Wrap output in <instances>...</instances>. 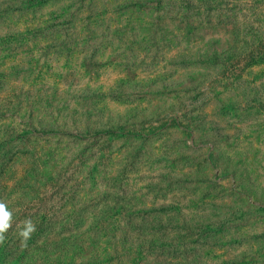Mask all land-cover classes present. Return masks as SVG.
Wrapping results in <instances>:
<instances>
[{
	"label": "rangeland",
	"instance_id": "374dc122",
	"mask_svg": "<svg viewBox=\"0 0 264 264\" xmlns=\"http://www.w3.org/2000/svg\"><path fill=\"white\" fill-rule=\"evenodd\" d=\"M0 13L12 264H264V0ZM253 50L263 59L237 64ZM28 218L53 222L25 247Z\"/></svg>",
	"mask_w": 264,
	"mask_h": 264
},
{
	"label": "trees",
	"instance_id": "16d2710c",
	"mask_svg": "<svg viewBox=\"0 0 264 264\" xmlns=\"http://www.w3.org/2000/svg\"><path fill=\"white\" fill-rule=\"evenodd\" d=\"M0 17H2L1 13H0ZM254 52H256V50H253L247 54H245L244 56H241L240 58H237V64L238 65H241L242 64V61H246L248 62V64L252 63L254 61V58H255V55H254ZM260 58H255L256 60H262L263 59V56H260V54H258ZM121 130V133L123 135H127L128 133L125 132L123 130V128H117V129H111L109 132L110 133H117V132H120ZM61 184V178L56 180L54 183L48 185L50 186L51 190H57L58 186H60ZM59 189L55 192H58ZM47 195H48V192L47 194H44V197L43 199H38L37 202H32V204L29 206V208H34V207H39L41 205L42 207V202H44L45 200H47ZM64 196L62 197L61 200H63ZM60 200V201H61ZM47 216V214H46ZM42 219V222H35L36 226H37V230L34 232V234H42L44 231H45V227L48 226V225H51L52 224V219H48L49 221L45 222V218H41ZM8 242L7 240L5 239V242L4 244L0 245V264H12L15 259V255L11 256V254H7L8 252L10 253L11 251L10 250H7V246H8ZM14 249V248H12ZM15 250V249H14ZM19 250V248H18ZM19 254H17L18 256ZM53 256H55V254H53ZM16 260V259H15Z\"/></svg>",
	"mask_w": 264,
	"mask_h": 264
},
{
	"label": "clouds",
	"instance_id": "9594fccd",
	"mask_svg": "<svg viewBox=\"0 0 264 264\" xmlns=\"http://www.w3.org/2000/svg\"><path fill=\"white\" fill-rule=\"evenodd\" d=\"M13 225V212L9 209L4 200H0V245L4 244L6 234ZM18 236L21 239V245L27 246V241L31 238L32 234L37 230L36 224L32 219L28 218L16 225Z\"/></svg>",
	"mask_w": 264,
	"mask_h": 264
}]
</instances>
